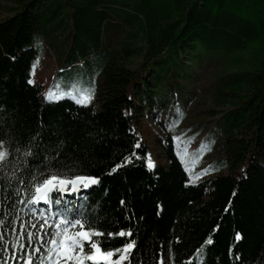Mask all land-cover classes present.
<instances>
[{
	"label": "trees",
	"instance_id": "obj_1",
	"mask_svg": "<svg viewBox=\"0 0 264 264\" xmlns=\"http://www.w3.org/2000/svg\"><path fill=\"white\" fill-rule=\"evenodd\" d=\"M9 1L0 19V140L10 155L0 177L12 183L0 181V218L37 222L35 209L52 221L57 208L82 205L105 233L132 229L131 264H264V0ZM40 32L52 46L67 34L59 73L98 55L101 109L45 101L43 86L27 82ZM200 93L211 104L194 111ZM196 115L203 119L186 128H208L213 163L229 162L230 172L188 183L173 126ZM153 133L166 162L149 170ZM133 152L139 159L122 163ZM29 164L100 180L53 192L59 206L29 205Z\"/></svg>",
	"mask_w": 264,
	"mask_h": 264
},
{
	"label": "snow or ice",
	"instance_id": "obj_2",
	"mask_svg": "<svg viewBox=\"0 0 264 264\" xmlns=\"http://www.w3.org/2000/svg\"><path fill=\"white\" fill-rule=\"evenodd\" d=\"M35 70L36 63L34 62L31 66V75L35 74ZM27 82L33 84L35 81L30 78ZM57 89V91L50 89L45 92L43 99L53 101L67 96L77 104L87 106L94 95V82L85 87L79 78H72L64 88L57 86ZM173 139H178V137ZM139 146L137 142L136 147ZM9 155L5 141L0 140V171L7 166ZM24 155L34 156V153L29 150ZM177 156H181V153L177 152ZM133 157L139 159L133 152L131 156L124 157L122 163H130ZM145 163L149 170L155 167L150 154ZM121 166V164L114 165L110 174L116 172ZM27 171L30 183L27 188L23 189V192L30 194L27 202L29 205L43 202L59 206L61 200L58 198L53 200V192L64 193L79 191L82 188L88 189L100 180L98 176L77 171L69 175L67 171L55 168L51 164L44 165L43 170L37 168L35 171L29 164ZM185 171H189L187 165ZM199 178V175L190 176L188 183H193ZM0 181L12 183L7 175L0 177ZM11 195L10 191L9 197ZM23 202L21 200V203ZM123 203L124 201H121V204ZM82 207L81 205L80 207L57 208L53 212L56 219L52 221L45 218V213L35 209L34 214L38 215L37 222H21L19 216L11 218L12 213L8 214L9 219L0 218V264H131L133 249L137 247L135 239H128L133 236L132 229L120 228L117 231L105 233L99 227L93 226L92 219L81 211ZM37 228L39 231H34ZM117 237L125 239L118 246H111ZM235 239L241 240V233L237 232ZM212 242L211 237L207 238L197 249V254L203 256L205 246ZM157 264H166V261L161 258Z\"/></svg>",
	"mask_w": 264,
	"mask_h": 264
},
{
	"label": "rangeland",
	"instance_id": "obj_3",
	"mask_svg": "<svg viewBox=\"0 0 264 264\" xmlns=\"http://www.w3.org/2000/svg\"><path fill=\"white\" fill-rule=\"evenodd\" d=\"M10 4L11 1L9 0H0V19L7 15V7ZM54 35L55 33L52 38H55ZM57 37L62 40V44L52 46L46 39H42L46 37L43 35V32H40L38 41L35 44L37 55L35 59L36 70L32 77L35 81L34 83L41 84L43 86V93H45L50 89L57 91V86L64 88L72 78H79L85 87H87L89 83L94 82V95L89 105H93L97 110L101 109V102L98 100V97L100 96V90L104 83L105 65L99 63L98 55H93L85 60L87 62H79L74 67L69 66L67 71L59 73L57 65H59L58 62L60 61L58 60L62 56L60 51L66 47L67 34L59 33ZM140 61L141 57L135 59L133 65L136 66ZM72 69H75V71H71ZM200 94L201 96L196 102L197 105L193 104L191 106L194 111L201 110L211 104L212 98L210 94ZM62 98H67V96ZM201 119H203V115H196L191 119L187 117L185 121L173 126L174 137H178V139H176L178 148L177 152L181 153L180 157L183 159V163L189 168V177L196 175H199L200 177L193 183H197L201 179L211 175L222 173L227 174L230 172L229 162L221 161L216 164L213 163V159H216L218 154L212 150L211 138L208 137V128L203 130H199L198 127L194 129L186 128L191 120L199 121ZM145 125L146 126L143 129L144 134L149 136V128L153 129L154 123L150 119H146ZM154 137L155 133H153L152 137H149L151 138L149 140L151 143V150H149L148 155L150 154L154 164L158 159L165 163V157L163 155H158L160 150L156 147V144L153 141ZM185 150L187 152L186 155Z\"/></svg>",
	"mask_w": 264,
	"mask_h": 264
},
{
	"label": "crops",
	"instance_id": "obj_4",
	"mask_svg": "<svg viewBox=\"0 0 264 264\" xmlns=\"http://www.w3.org/2000/svg\"><path fill=\"white\" fill-rule=\"evenodd\" d=\"M59 67V65H57Z\"/></svg>",
	"mask_w": 264,
	"mask_h": 264
}]
</instances>
